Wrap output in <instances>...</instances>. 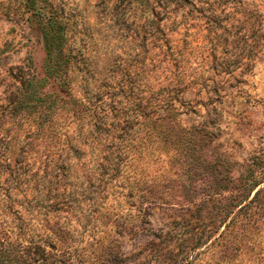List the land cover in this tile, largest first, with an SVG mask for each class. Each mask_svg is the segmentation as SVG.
Segmentation results:
<instances>
[{
  "label": "rangeland",
  "instance_id": "obj_1",
  "mask_svg": "<svg viewBox=\"0 0 264 264\" xmlns=\"http://www.w3.org/2000/svg\"><path fill=\"white\" fill-rule=\"evenodd\" d=\"M36 1L53 51L0 0L1 263L264 264V0Z\"/></svg>",
  "mask_w": 264,
  "mask_h": 264
},
{
  "label": "trees",
  "instance_id": "obj_2",
  "mask_svg": "<svg viewBox=\"0 0 264 264\" xmlns=\"http://www.w3.org/2000/svg\"><path fill=\"white\" fill-rule=\"evenodd\" d=\"M24 2L33 14L37 15L40 13L41 17H43V18L47 17L46 28H45V38L47 41L46 45L48 46V49L50 51H53L52 46H53L54 42L60 41L63 23L61 21H59L55 17L54 14H49L48 16H46L44 14V12H42V10H40L37 7V1L36 0H24ZM57 71H59V68H57L56 61H55L54 57L52 56L51 59L47 62L48 77H52L54 75V73H56ZM31 86H34V85L32 84ZM36 95H37L36 89H30L29 92L25 94V98L31 99V98L36 97ZM54 102H56V98H54ZM7 252L8 251L6 249H4L3 247L0 248V264L4 263V259H5L4 257L6 256ZM1 262H3V263H1Z\"/></svg>",
  "mask_w": 264,
  "mask_h": 264
}]
</instances>
